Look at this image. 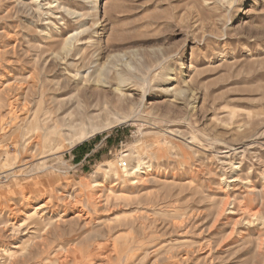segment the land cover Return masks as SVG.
I'll list each match as a JSON object with an SVG mask.
<instances>
[{
    "label": "rangeland",
    "instance_id": "374dc122",
    "mask_svg": "<svg viewBox=\"0 0 264 264\" xmlns=\"http://www.w3.org/2000/svg\"><path fill=\"white\" fill-rule=\"evenodd\" d=\"M0 264H264V0H0Z\"/></svg>",
    "mask_w": 264,
    "mask_h": 264
},
{
    "label": "built area",
    "instance_id": "2783aa9c",
    "mask_svg": "<svg viewBox=\"0 0 264 264\" xmlns=\"http://www.w3.org/2000/svg\"><path fill=\"white\" fill-rule=\"evenodd\" d=\"M121 168H123V167H126V165H125V162H119V164H118Z\"/></svg>",
    "mask_w": 264,
    "mask_h": 264
},
{
    "label": "bare ground",
    "instance_id": "6f19581e",
    "mask_svg": "<svg viewBox=\"0 0 264 264\" xmlns=\"http://www.w3.org/2000/svg\"><path fill=\"white\" fill-rule=\"evenodd\" d=\"M119 164V163H118ZM65 261V260H64Z\"/></svg>",
    "mask_w": 264,
    "mask_h": 264
}]
</instances>
